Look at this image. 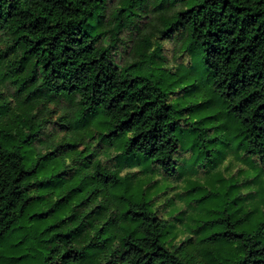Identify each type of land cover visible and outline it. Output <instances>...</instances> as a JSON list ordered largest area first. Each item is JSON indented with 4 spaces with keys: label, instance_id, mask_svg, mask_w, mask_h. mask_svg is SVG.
I'll return each mask as SVG.
<instances>
[{
    "label": "trees",
    "instance_id": "1",
    "mask_svg": "<svg viewBox=\"0 0 264 264\" xmlns=\"http://www.w3.org/2000/svg\"><path fill=\"white\" fill-rule=\"evenodd\" d=\"M0 46V239L45 200L34 264H264V0H0Z\"/></svg>",
    "mask_w": 264,
    "mask_h": 264
},
{
    "label": "rangeland",
    "instance_id": "2",
    "mask_svg": "<svg viewBox=\"0 0 264 264\" xmlns=\"http://www.w3.org/2000/svg\"><path fill=\"white\" fill-rule=\"evenodd\" d=\"M3 46H0V49H3ZM3 52V51H2ZM8 61L11 60V55H7ZM53 108V105L50 106ZM59 118V114L55 116L57 120ZM61 130H63L61 128ZM66 130L60 132V138L63 137ZM86 144L81 142L77 144L78 152L84 151ZM210 166V165H209ZM236 173V171H234ZM221 174L223 176H228L229 173L225 171V168L221 167ZM201 175V174H199ZM60 191V190H59ZM44 202V203H43ZM43 202L34 203L30 211L27 213L26 219L14 227V230L5 238L0 239V252L3 251L5 253L4 256L7 260H13L16 262L22 261L25 264H34L35 262V253L33 252L32 244L29 240L30 238H26V235L29 234L31 237L36 236L39 233L45 231V216H36L32 217L35 214H42L45 212V200ZM181 204L176 203L173 207L175 211L172 215V224H178V219L181 217L180 214ZM183 209V208H182ZM17 249V251H15ZM15 251V252H13ZM27 253L29 254L27 256ZM17 258H21L18 260Z\"/></svg>",
    "mask_w": 264,
    "mask_h": 264
}]
</instances>
